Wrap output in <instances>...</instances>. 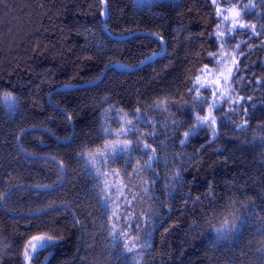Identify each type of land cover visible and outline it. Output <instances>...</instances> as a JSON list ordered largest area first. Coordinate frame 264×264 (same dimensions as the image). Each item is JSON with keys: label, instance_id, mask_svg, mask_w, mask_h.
<instances>
[{"label": "trees", "instance_id": "16d2710c", "mask_svg": "<svg viewBox=\"0 0 264 264\" xmlns=\"http://www.w3.org/2000/svg\"><path fill=\"white\" fill-rule=\"evenodd\" d=\"M229 11L254 27L220 38ZM222 47L229 90L200 102ZM121 114L147 123L117 220L93 160ZM34 236V264H264V0H0V264Z\"/></svg>", "mask_w": 264, "mask_h": 264}, {"label": "rangeland", "instance_id": "374dc122", "mask_svg": "<svg viewBox=\"0 0 264 264\" xmlns=\"http://www.w3.org/2000/svg\"><path fill=\"white\" fill-rule=\"evenodd\" d=\"M136 4L138 5H148L149 3L153 2H160V0H151L149 3H141L140 0H134ZM167 1H176V0H167ZM228 17L230 19H228ZM233 13L229 11L227 13V19L225 17L223 18V25L220 28L219 35L220 38L224 37L230 29L227 30V28L231 29H238L240 23H236V21H233ZM235 61V56L231 53L230 50H225L223 47L219 51L218 55L214 58V65L209 66L206 70H203L197 77H196V84H197V89L203 88L206 89L207 91H202V93L206 94L208 93V99L211 101H215V99H219L222 94H225L229 89V81H230V76L228 70L232 68V64ZM227 79V83H225V78ZM203 85L204 87H201ZM201 91V90H200ZM215 92V95L213 94ZM9 105L12 103V101H6ZM115 119H119L118 126L120 129L118 130H111V137L110 140L107 142L106 146H110L113 144H116L117 142H124L127 141L131 147H136L137 144L140 146L142 144V133L146 131V129H140L141 126L145 123H147V120L139 114H134L131 117L126 116L124 114H121L120 116H116ZM125 126H131L134 128L133 132L127 133V135H121V129L125 128ZM104 147L103 151H100L99 153H105V155H96L94 158L93 162L95 166L97 167V173L105 174L102 175L103 181H104V195L109 197L108 200H110L111 204H113L115 211L118 212V210L121 209L122 203L121 200L124 194V188H125V183H124V178L122 172L125 167L128 165L130 158H136L137 156L133 154V150L130 153H121L118 157L116 158H109L107 156L108 153L111 152L110 147ZM133 154V155H132ZM120 166L122 167V171L120 168L116 167ZM115 173H119V175H115ZM131 174V172H130ZM114 185V186H113ZM105 189H108L105 191ZM122 190V194L121 191ZM125 242V240H123ZM136 241L137 239L134 238H129L127 241V248H136ZM30 251V249H29ZM36 257V254H35ZM35 257L28 261V264H34Z\"/></svg>", "mask_w": 264, "mask_h": 264}, {"label": "snow or ice", "instance_id": "6c2138e0", "mask_svg": "<svg viewBox=\"0 0 264 264\" xmlns=\"http://www.w3.org/2000/svg\"><path fill=\"white\" fill-rule=\"evenodd\" d=\"M141 3H149L151 2V0H140ZM213 3H215V0H213ZM220 12L221 10L219 8H217V14L220 15ZM104 15H107V13H103ZM239 13H236V17H239ZM225 19H227V17H225ZM240 27H254V26H248V25H240ZM229 72V75L232 74V69L230 68L228 70ZM227 77L225 78V83H227ZM201 87H204L203 85H201ZM197 93H198V96H197V100L200 101V102H206V101H202L200 95H199V89H196ZM215 95V92L213 93ZM5 101H12V103L9 105L10 108H14L15 106V99L14 97H12L10 94L9 95H6L4 96L3 98ZM212 107H216V105H212ZM209 120L211 121V124L214 125L215 124V117L211 116V112L209 114V117H200V116H197L196 117V124L193 126L192 129L189 130V132L185 133V136H189V135H192L196 132L197 128L203 126L205 123L209 122ZM107 131V130H106ZM134 131V128L131 127V126H125V128H122L121 129V132L120 134L121 135H127V133L129 132H133ZM183 143V141H182ZM106 147H110L111 148V152L107 154V156L109 158H116L118 157L121 153H130L133 149L131 147V145L127 142V141H124V142H117L116 144H113V145H110V146H106ZM137 148L139 147V145L137 144L136 146ZM145 149L148 148V145H145L144 146ZM98 155H105V153H99ZM154 160V157H149V163L147 165V167H151V162ZM98 176H102V175H105V174H101V173H97ZM115 175H119V173H115ZM114 186V185H113ZM108 189H105V191H107ZM121 191V194H122V190ZM105 200V207H107V200L109 199V197L105 196L103 198ZM113 217H115L117 220L120 219L119 215H118V212L116 211H113ZM227 223V222H226ZM114 227V226H113ZM231 231H235L236 230V225L235 224H232L230 226V229ZM216 232V236L217 238H220L224 232V228H218L215 230ZM226 238V237H224ZM113 239H116V236L114 235L113 236ZM56 243V241L53 240V238L51 236H34L32 238L31 241H29V243L27 245H25V261H26V264H28V261L32 260L34 257H35V254L38 253L41 249H47L49 247H52L54 246V244ZM30 249V251H29ZM127 251L131 252L132 251V248H127L126 249Z\"/></svg>", "mask_w": 264, "mask_h": 264}, {"label": "flooded vegetation", "instance_id": "af4514ba", "mask_svg": "<svg viewBox=\"0 0 264 264\" xmlns=\"http://www.w3.org/2000/svg\"><path fill=\"white\" fill-rule=\"evenodd\" d=\"M47 249H48V248H47ZM47 249H45V250H43V251H39L38 253H36L35 261H36L37 258L40 257V255L42 254L41 252H46Z\"/></svg>", "mask_w": 264, "mask_h": 264}, {"label": "water", "instance_id": "95a60500", "mask_svg": "<svg viewBox=\"0 0 264 264\" xmlns=\"http://www.w3.org/2000/svg\"><path fill=\"white\" fill-rule=\"evenodd\" d=\"M105 10H106V8L104 7V11H103V13H105ZM102 16H103V17H106L104 14H102ZM41 250H43V249H41Z\"/></svg>", "mask_w": 264, "mask_h": 264}]
</instances>
